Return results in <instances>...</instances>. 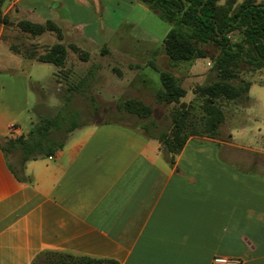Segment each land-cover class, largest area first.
Returning <instances> with one entry per match:
<instances>
[{
	"label": "crops",
	"instance_id": "crops-1",
	"mask_svg": "<svg viewBox=\"0 0 264 264\" xmlns=\"http://www.w3.org/2000/svg\"><path fill=\"white\" fill-rule=\"evenodd\" d=\"M2 12L50 19L63 43L92 48L105 63L173 68L162 42L137 25L154 21L139 0H4ZM155 24L163 33L168 29ZM35 37L47 43L42 48L57 40L52 31ZM198 58L182 65L184 88L202 77ZM88 61L67 47L63 67L43 65L48 62L12 51L0 38V134L28 130L31 117L27 128L20 123L29 110L28 92L36 97L43 77L59 84L57 71L66 65H74L72 73L81 70L85 91L96 77H86ZM111 77V93L132 88ZM188 92L181 100L187 102ZM198 137L186 138L171 165L155 137L118 121L91 120L75 126L57 151L26 159L20 177L7 156L13 150L0 148V264H32L45 251L118 264H210L217 254L264 264V171L235 166L214 138Z\"/></svg>",
	"mask_w": 264,
	"mask_h": 264
},
{
	"label": "trees",
	"instance_id": "trees-1",
	"mask_svg": "<svg viewBox=\"0 0 264 264\" xmlns=\"http://www.w3.org/2000/svg\"><path fill=\"white\" fill-rule=\"evenodd\" d=\"M139 1L170 24L162 39V45L171 67L180 61L188 62L205 55L202 47L205 42H212L218 49L214 58L217 77L195 85L192 90L202 98L198 123L188 121L190 109L184 101L170 107L168 130L157 129L155 120L150 117L149 105L136 98H125L121 102L122 108L127 112L147 119L139 123L141 132L159 141L163 156L172 165L174 154L181 149L189 135L215 137L218 126L224 119L219 99L235 100L241 95L246 96L248 80L242 79L241 84L230 81L237 72L238 64L246 62L251 69L264 64V1L241 0L237 3L234 0H224L223 3H218V0ZM3 2L4 0H0V24L5 25L11 23V20L8 13L2 12ZM14 23L18 30L28 36L52 31L57 39L41 51H37L33 43L30 44L33 48L23 50L14 42L8 43L12 51L27 58L48 62L61 68L65 63L67 47L82 60L88 56L86 50L73 43H63L61 29L50 19L35 22L19 18ZM233 29H238L241 35L238 40L231 42L228 32ZM151 66L157 70L160 80V87L153 92L154 101L177 102L185 93L180 78L169 68H158L154 64ZM77 84L69 87L74 89L78 87ZM68 100L65 98L51 116L42 117L38 123H32L25 133L15 136L0 134V148L3 152L8 153L15 148L20 150L18 166H11L18 177H20L18 172L22 171L26 159L57 151L63 146L68 133L75 126L84 123L78 121L79 112L70 106ZM57 134L61 135L60 138L55 137ZM37 257L32 264H118L111 258L74 255L62 251H45Z\"/></svg>",
	"mask_w": 264,
	"mask_h": 264
},
{
	"label": "rangeland",
	"instance_id": "rangeland-1",
	"mask_svg": "<svg viewBox=\"0 0 264 264\" xmlns=\"http://www.w3.org/2000/svg\"><path fill=\"white\" fill-rule=\"evenodd\" d=\"M224 0H218V3H223ZM235 3L241 0H234ZM264 1V0H258ZM153 11V10H152ZM154 12V11H153ZM11 23L0 24L2 25V36L0 37L6 43L14 42L19 48L31 49L36 47L37 51H41L47 43L36 41V35L28 36L25 32L17 29L15 26V20L17 19L12 14L9 15ZM154 21L148 19L147 23L140 22L137 25H141V28L147 29L150 33L158 39L159 44L166 33H163V27H157L155 21L162 23L161 25L170 24L167 21H163L154 12ZM240 31L233 29L228 32L229 41L233 42L239 39ZM33 45H30L32 44ZM205 49V55L198 58L197 67H205L201 70L202 77L200 80L186 81L183 85L185 89L189 91L190 98L186 101L181 100V97L177 102L170 103H157L153 99V92L160 87V80L158 72L151 65L145 64H109L99 60L98 55L91 48V53L88 52L89 63L87 62L85 67L87 68L86 77L89 75H96L92 80H88V87L84 91L83 80L79 79L81 71L77 67L72 73L73 66L68 68L66 65L64 69L57 71L56 80L60 81L59 84L50 82L48 77H43L39 86L41 90L35 97L32 91L28 92V106L29 110L25 112L21 117V126L23 129L29 125L30 117L32 123H38L42 117L51 116L62 105L65 98H68V102L71 107L76 108L79 112L78 121L88 122L91 120H114L128 126L134 127L140 132L142 129L139 127V123L147 120L138 117L136 114L127 112L122 108L121 102L125 98H136L143 103L151 107L150 117L156 122L157 129H169L170 117L169 109L173 104H178L180 101H184L190 109V115L188 121L199 122V115L201 114V101L202 98L195 94L192 90L193 87L200 83L211 81L217 77L216 68L214 66V58L218 52L215 44L212 42H205L202 44ZM73 55L77 54L69 48ZM208 56V57H205ZM196 58V57H195ZM194 58V59H195ZM68 61L73 59L71 54L68 56ZM193 60V59H192ZM43 65H51L49 63H42ZM185 64L187 62L180 61L173 65L172 71L180 78V83L183 80V72H185ZM182 65H184L182 67ZM52 66V65H51ZM111 66V67H110ZM113 66V68H112ZM158 68H166V65L158 64ZM44 68L46 66H43ZM83 67L82 69H86ZM68 68V69H67ZM46 70L44 69L43 72ZM83 71V70H82ZM116 74L120 76L121 82L131 85L132 88H123L122 91H114L111 93V87L113 80L110 77ZM32 76V75H31ZM34 76V74H33ZM112 78V77H111ZM242 79L249 80V87L246 91V96L241 95L235 100L219 99L218 102L224 112V119L218 126V132L214 139L219 146V153L222 156H226L225 151H229V158L232 159V163L237 167H246L255 169L257 171H264V153H259L256 149H264V64L259 68L251 69V66L246 62H240L238 64L237 72L234 77L230 78V81L234 84H241ZM78 83L76 88H70L73 84ZM125 87V86H124ZM82 89V90H81ZM121 93L117 95V93ZM115 94V95H113ZM94 105V106H93ZM189 122V123H190ZM189 127V125L187 126ZM60 134L55 137L60 138ZM200 136V135H199ZM206 137V136H205ZM198 138H203L198 137ZM226 143H229L228 145ZM20 150L18 148L13 149L12 153L7 154L10 162L13 166H18V157Z\"/></svg>",
	"mask_w": 264,
	"mask_h": 264
},
{
	"label": "built area",
	"instance_id": "built-area-1",
	"mask_svg": "<svg viewBox=\"0 0 264 264\" xmlns=\"http://www.w3.org/2000/svg\"><path fill=\"white\" fill-rule=\"evenodd\" d=\"M210 264H239V259L226 255H212Z\"/></svg>",
	"mask_w": 264,
	"mask_h": 264
}]
</instances>
